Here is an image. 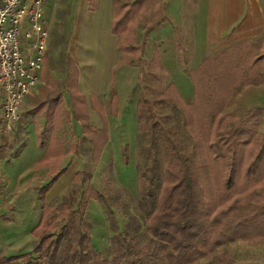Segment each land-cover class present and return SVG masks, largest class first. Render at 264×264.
<instances>
[{"label": "trees", "instance_id": "trees-1", "mask_svg": "<svg viewBox=\"0 0 264 264\" xmlns=\"http://www.w3.org/2000/svg\"><path fill=\"white\" fill-rule=\"evenodd\" d=\"M151 1L137 0L131 5L114 1L117 19L113 32L117 34L125 28L138 9ZM96 3L97 0H88V9L94 10ZM246 50L252 51L253 61L248 62ZM219 51L208 54L189 72V103L183 102L174 85L155 98L156 105L177 110L179 123L184 127L193 123L189 134L196 139L199 153L195 150L190 156H183L171 129L157 127L161 174L154 185L140 176L136 186L140 203L148 199L151 205L143 225L145 235L153 241L151 264H196L238 240L251 244L264 241V185H259L264 177V137L256 131L255 114L232 123L226 116H219L243 85L264 79V64L260 63L264 55L257 54L256 44L250 42ZM156 67L162 70L154 55L149 71L154 73ZM72 69L70 74H75ZM217 116L218 122L214 123ZM81 124L91 151L88 162L96 163L104 146V133L86 121ZM40 148H45L47 160L49 146ZM57 179L49 177L45 185L36 189L40 216L31 230L36 241L32 250L10 257L0 254V264H61L66 257L73 264H91L84 221L91 200L99 202L107 213L110 230H120L107 199L91 188L92 174L80 171L73 178V184L78 185V192L70 193H78L74 210L69 208L70 194L60 208L45 202ZM113 236L117 237L115 233Z\"/></svg>", "mask_w": 264, "mask_h": 264}, {"label": "rangeland", "instance_id": "rangeland-1", "mask_svg": "<svg viewBox=\"0 0 264 264\" xmlns=\"http://www.w3.org/2000/svg\"><path fill=\"white\" fill-rule=\"evenodd\" d=\"M129 1L132 0H122V2ZM197 3L199 0L152 1L149 10L141 13L139 21H147L149 29L160 24L167 28L161 30L160 34L156 33L154 36L156 38L148 40V56L141 60L139 68L135 70L122 68L125 73L120 75L121 90L128 93L132 89L133 93L138 95L139 104L141 103L140 106H136L137 129L134 133L135 145L130 152L131 165L136 169L137 179L145 176L150 179L152 185L161 174L156 147L157 127L171 129L183 156H190L195 150L199 153L196 139L189 134L194 129L191 128L193 123L184 127V124L179 123L177 110L158 106L155 101L158 94H161L168 85L173 84L180 92L183 102L189 103L192 88L188 80V67L191 57L198 52L201 62L208 54L216 55L220 52L219 49H222L211 46L197 51L195 38L198 29L194 26V18H192ZM100 4L101 2L99 6ZM87 8V0H51L48 4L46 9L50 36L46 66L48 71L56 68L62 74L68 63L72 61L73 45L79 34H82L81 29L91 24L96 16V13H89ZM106 8L110 13L111 7ZM166 13L169 14L167 16L169 20L167 19V23L161 22L167 18ZM237 27L234 26L231 31L234 32ZM154 51H157L161 57L165 73L163 81L158 80V70L154 73L149 71ZM246 53L252 55V51L246 50ZM249 56L248 62L253 61V57ZM76 59L79 62L78 56ZM82 69L86 72V68ZM118 72L120 73V70ZM253 74L257 75V72ZM48 98L49 95L45 99ZM140 112L145 114V117ZM251 113L255 114L257 120L255 126L257 133L264 137V79L243 85L233 96L230 104L228 103L221 110L219 116H226L228 123H232L237 118ZM219 116L214 123L218 122ZM40 118L36 116L37 126L43 123ZM47 132L48 130L45 134ZM38 134L30 138L20 129H15L10 135L0 133V254L5 257L29 253L36 243L31 235V230L40 216L36 189L48 182L50 174L48 161L45 162L42 151L38 150L40 145L45 146L47 136L40 138ZM124 149L127 155L128 148ZM83 156L88 158L89 154L85 152ZM118 164L120 166V163ZM116 165L107 160L94 165L88 162L82 169L90 174L96 173L90 186L93 191L101 193L107 199L120 227L119 230L114 226V233L118 238L112 237L114 233L110 230L111 223L107 213L99 202L94 200L89 202L91 207L87 206L84 221L85 231L89 237L88 249L93 258L91 264H151L153 241L145 235L143 226L151 205L148 199L140 203L136 191H128L120 187L116 177L119 171L110 170V167ZM5 168H8V172ZM259 185H264V177ZM254 186L259 188L258 185ZM71 188L69 193L59 195L51 203L60 208L63 202L68 201L67 196L72 191L78 192L77 184H72L69 189ZM70 196L69 208L74 210L78 193ZM61 264H73V262L70 257H66ZM196 264H264V241L251 244L245 240H238L222 247L215 254L199 260Z\"/></svg>", "mask_w": 264, "mask_h": 264}, {"label": "crops", "instance_id": "crops-1", "mask_svg": "<svg viewBox=\"0 0 264 264\" xmlns=\"http://www.w3.org/2000/svg\"><path fill=\"white\" fill-rule=\"evenodd\" d=\"M114 1L131 5L137 0L129 2L97 0L94 10L87 8L89 13H96V16L91 24L81 29L83 32L81 31L82 34H79L73 45V59L62 74L56 68L49 71L46 69L50 36L48 37L40 83L22 102V120L14 130L20 129L30 138H34L37 133L40 138L47 136L46 144L43 146H49L48 158L45 160L50 167L48 177H58L45 197L46 203L48 200L47 204L70 190L73 178L89 161L91 151L82 132V121L103 131L105 137L98 161L90 165L106 160L116 163L117 165L110 167V170L119 171L116 177L120 187L136 191L137 174L135 167L131 165L130 152L135 145L136 106H140L141 103L139 104L138 95L133 93L132 89L128 93L121 90L120 75L125 73L122 68L130 70L139 68L141 60L148 56V40L156 38L154 37L156 33L164 31L167 27L160 24L149 29L147 21H139L141 13L149 10L152 1H160L152 0L150 4L142 5L127 26L116 34L112 30L117 19ZM50 2L51 0H48L45 7L47 26L46 9ZM107 4L111 7L110 13L107 11ZM165 15L167 17L169 14ZM192 18L194 26L198 29L195 38L197 51L211 46L226 49L236 44L250 42L256 44L258 52L264 55V0H199ZM167 19L169 20L167 17L161 22L167 23ZM234 26L238 27L232 32ZM47 29L49 34V28ZM154 55L157 56V62L162 68L158 52L154 51L152 59ZM201 62L199 53H194L189 63V72L195 70ZM260 63L264 64V59ZM72 68L75 74H70ZM82 68H86V72H83ZM156 70L163 73L159 72L158 80H165L163 68L159 70L156 67ZM188 80L191 83L189 76ZM190 86L192 88V84ZM165 90L158 95H163ZM176 90L181 97L177 88ZM47 95L49 98L45 99ZM2 103L3 96L0 92L1 109ZM36 116L41 117L43 121L39 126L36 124ZM124 148H128L127 155ZM40 149L38 150L42 151L44 156L45 148ZM85 152L89 154L88 158L83 156ZM5 169L8 172V168ZM95 177L96 173H93L92 181ZM89 206L91 207V203Z\"/></svg>", "mask_w": 264, "mask_h": 264}, {"label": "built area", "instance_id": "built-area-1", "mask_svg": "<svg viewBox=\"0 0 264 264\" xmlns=\"http://www.w3.org/2000/svg\"><path fill=\"white\" fill-rule=\"evenodd\" d=\"M48 0H0V133L21 121L23 100L40 83L49 37Z\"/></svg>", "mask_w": 264, "mask_h": 264}]
</instances>
